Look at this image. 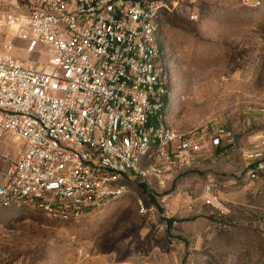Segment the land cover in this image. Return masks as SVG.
I'll return each instance as SVG.
<instances>
[{
  "label": "built area",
  "instance_id": "built-area-1",
  "mask_svg": "<svg viewBox=\"0 0 264 264\" xmlns=\"http://www.w3.org/2000/svg\"><path fill=\"white\" fill-rule=\"evenodd\" d=\"M174 7L163 0H0V30H24L29 56L45 57L38 69L11 55L13 38L3 42L0 142L24 145L16 159L0 154V209L76 220L136 181L164 188L205 157L236 151L246 177H260L264 135L243 145V135L235 142L224 127L204 134L166 122L171 78L160 18ZM215 188L209 179L203 204L218 207Z\"/></svg>",
  "mask_w": 264,
  "mask_h": 264
},
{
  "label": "rangeland",
  "instance_id": "rangeland-1",
  "mask_svg": "<svg viewBox=\"0 0 264 264\" xmlns=\"http://www.w3.org/2000/svg\"><path fill=\"white\" fill-rule=\"evenodd\" d=\"M163 1L175 4L160 18L171 78L166 122L204 134L224 127L243 145L264 135V0ZM27 58L45 67L44 56ZM11 140L13 155L24 142ZM209 179L218 207L202 201ZM0 264H264V172L249 180L236 151L205 157L164 188L136 181L76 220L0 209Z\"/></svg>",
  "mask_w": 264,
  "mask_h": 264
},
{
  "label": "crops",
  "instance_id": "crops-1",
  "mask_svg": "<svg viewBox=\"0 0 264 264\" xmlns=\"http://www.w3.org/2000/svg\"><path fill=\"white\" fill-rule=\"evenodd\" d=\"M19 30L20 29H18V27H8L7 29L4 30V32H2V35L0 34V57L4 56L7 53L6 50L3 49V42L4 40H7L9 38H13L14 40L15 47L11 51V55L13 57L18 59H25L27 56H29V54L25 50V41L21 37L17 38V36L22 35L25 31L20 30L22 31L21 34L16 33ZM11 141H12L11 138L8 137L0 142V154L8 155L11 159H16L18 157V152L21 148L18 149L13 155H10L7 150ZM3 164L4 162L0 161V166Z\"/></svg>",
  "mask_w": 264,
  "mask_h": 264
},
{
  "label": "water",
  "instance_id": "water-1",
  "mask_svg": "<svg viewBox=\"0 0 264 264\" xmlns=\"http://www.w3.org/2000/svg\"><path fill=\"white\" fill-rule=\"evenodd\" d=\"M240 137V134H236L235 136H234V141L236 142L237 141V139Z\"/></svg>",
  "mask_w": 264,
  "mask_h": 264
},
{
  "label": "trees",
  "instance_id": "trees-1",
  "mask_svg": "<svg viewBox=\"0 0 264 264\" xmlns=\"http://www.w3.org/2000/svg\"><path fill=\"white\" fill-rule=\"evenodd\" d=\"M161 49H162V51L164 52V49H163V46H162V44H161Z\"/></svg>",
  "mask_w": 264,
  "mask_h": 264
}]
</instances>
